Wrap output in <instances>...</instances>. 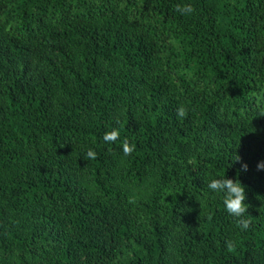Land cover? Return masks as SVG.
Wrapping results in <instances>:
<instances>
[{
    "label": "trees",
    "instance_id": "obj_1",
    "mask_svg": "<svg viewBox=\"0 0 264 264\" xmlns=\"http://www.w3.org/2000/svg\"><path fill=\"white\" fill-rule=\"evenodd\" d=\"M257 165L264 0H0V264H264Z\"/></svg>",
    "mask_w": 264,
    "mask_h": 264
},
{
    "label": "clouds",
    "instance_id": "obj_2",
    "mask_svg": "<svg viewBox=\"0 0 264 264\" xmlns=\"http://www.w3.org/2000/svg\"><path fill=\"white\" fill-rule=\"evenodd\" d=\"M177 11L181 14H190L194 11L192 5L186 4L183 7H177ZM178 117H183L185 115V110L183 107L177 109ZM116 135L106 134L104 137L105 142L114 141ZM124 151L127 153L130 151L128 146L124 147ZM87 156L93 158L95 153L92 150L87 152ZM246 167V166H245ZM262 165H257V171H260ZM207 189L209 193L219 196L222 200L224 211L230 216L236 219L237 226L241 232H246L249 228V219L245 217L248 215L249 205L245 202V188L241 183H237L232 179L226 177H219L210 179L207 182Z\"/></svg>",
    "mask_w": 264,
    "mask_h": 264
}]
</instances>
